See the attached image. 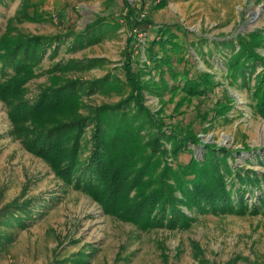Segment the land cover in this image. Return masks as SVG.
<instances>
[{
  "label": "rangeland",
  "instance_id": "374dc122",
  "mask_svg": "<svg viewBox=\"0 0 264 264\" xmlns=\"http://www.w3.org/2000/svg\"><path fill=\"white\" fill-rule=\"evenodd\" d=\"M159 1L3 0L0 1V53L20 35L77 32L111 12L122 20L119 11L125 13L128 8L136 14V21L142 23L141 31L133 29L134 34L137 32L135 42L146 40L151 33L149 25L181 26L208 40L202 44L203 55L187 47L184 61L176 63L173 59V65L179 70L189 69L191 76L196 71L213 74L210 76L214 91L206 93L204 87L208 82L203 84L200 95L169 88L158 98L147 94L145 104L165 127L178 124L199 133L203 143L239 150L234 154L238 165H243L245 159L252 160L254 152L264 156L263 105L243 86L229 84L223 77V58L228 49L214 48L211 42L248 36L256 31L264 33V0H168L164 6L157 7ZM119 23L122 26L113 39L73 54L64 48L54 58L47 53L33 75L16 85L19 90L16 96L11 94L14 89L11 80L16 73L10 69L0 72V209L13 202L35 201L31 216L22 214L29 226L15 231L14 241L0 254V264H57V260L72 264L69 259L78 258L85 260L80 264H263L264 216L259 210L252 212V205L248 207L249 214L244 215H198L185 230L143 229L123 219L121 207L130 204V195L120 194L122 204L112 207L113 213L106 212L101 205L102 195L104 199L109 195L104 186H95L89 192L73 188L72 183L62 180L63 173L58 172L62 165L57 159L36 155L31 150L33 124L22 123L14 105L18 101L27 103L22 109L33 102L53 77L44 72L58 61L70 58L106 61L103 67L85 73L59 74L66 78L97 79L108 70L121 77L130 54L126 46L132 34L122 21ZM194 35L188 34V41L195 40ZM206 46L212 48V54L206 52ZM137 48L135 45L132 55L134 72L145 59L142 46L140 51ZM255 50L264 56V43ZM163 78L175 86L168 73ZM21 79L17 76L15 81ZM250 80L252 86L253 76ZM84 100L88 104H101L116 102L119 97L94 94ZM188 158V154H183L180 160L186 162ZM247 168L264 173V165L255 162ZM252 200L248 199V204Z\"/></svg>",
  "mask_w": 264,
  "mask_h": 264
},
{
  "label": "trees",
  "instance_id": "16d2710c",
  "mask_svg": "<svg viewBox=\"0 0 264 264\" xmlns=\"http://www.w3.org/2000/svg\"><path fill=\"white\" fill-rule=\"evenodd\" d=\"M167 1L160 0L157 7ZM119 15L122 20L113 12L97 17L77 32L20 35L0 53V72L10 69L16 73L15 78H22L18 82L15 78L11 80L14 87L11 94L16 96L19 91L16 85L33 75L47 53L54 58L64 48L73 54L113 39L122 26L119 21L132 34L126 46L130 54L124 71L120 72L122 78L110 70L103 77L91 80L60 76L66 72L85 73L106 64L99 58H70L54 63L44 72L53 77L33 102L22 109L27 103L18 101L14 105L22 123L33 124L31 150L36 155L57 159L62 165L58 170L63 173L62 180L72 183L73 188L89 192L95 186H104L109 195L105 199L102 195L101 205L106 212L115 211L112 207L122 204L120 194L130 195V204L121 207L123 219L143 229L185 230L198 215H244L249 214L250 205L252 212L259 210L264 216V173L247 168L253 162L264 165V156L254 152L252 160L245 159L243 165H238L234 154L239 150L203 143L199 133L178 124L165 127L145 104L147 94L158 98L169 88L200 95L203 84L208 82L205 91L213 93L214 80L210 76L213 74L196 71L191 76L189 69H176L172 63L173 59L176 63L184 61L187 47L203 55L202 44L208 39L197 37L181 26L161 24L149 25L151 33L146 40L135 42L141 20L136 21V14L129 8L125 13L119 11ZM188 34L194 35L195 40L188 41ZM263 34L256 31L248 36L211 42L214 48L228 49L223 58V77L229 84L247 89L264 108V56L255 50L264 43ZM135 45L138 51L142 46L145 59L134 72L131 66L135 64L132 60ZM205 50L212 54V48L206 46ZM166 73L175 86L164 80ZM94 94L115 95L119 100L101 104L85 102V98ZM183 154L189 155L186 162L180 160ZM256 191L259 195L255 196ZM248 199H254L252 204H248ZM34 202H13L0 209V254L14 241L15 231L29 226L24 217L31 216ZM69 261L85 262L81 258Z\"/></svg>",
  "mask_w": 264,
  "mask_h": 264
},
{
  "label": "water",
  "instance_id": "95a60500",
  "mask_svg": "<svg viewBox=\"0 0 264 264\" xmlns=\"http://www.w3.org/2000/svg\"><path fill=\"white\" fill-rule=\"evenodd\" d=\"M204 142V141H203Z\"/></svg>",
  "mask_w": 264,
  "mask_h": 264
}]
</instances>
